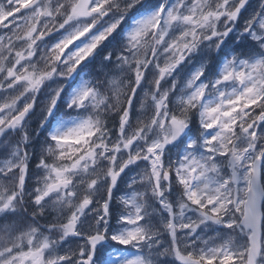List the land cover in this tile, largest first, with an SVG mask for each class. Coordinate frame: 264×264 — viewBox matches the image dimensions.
<instances>
[{
    "label": "snow or ice",
    "instance_id": "6c2138e0",
    "mask_svg": "<svg viewBox=\"0 0 264 264\" xmlns=\"http://www.w3.org/2000/svg\"><path fill=\"white\" fill-rule=\"evenodd\" d=\"M0 264H264V0H0Z\"/></svg>",
    "mask_w": 264,
    "mask_h": 264
}]
</instances>
